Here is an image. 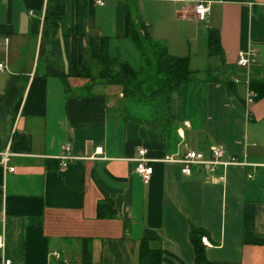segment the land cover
Wrapping results in <instances>:
<instances>
[{"label":"crops","instance_id":"crops-1","mask_svg":"<svg viewBox=\"0 0 264 264\" xmlns=\"http://www.w3.org/2000/svg\"><path fill=\"white\" fill-rule=\"evenodd\" d=\"M47 1L0 0V89L11 75L27 79L0 142V149L9 142L15 166L5 172L0 165L5 254L15 264H81L87 243L90 264H139L146 238L161 247L162 264H195L194 224L207 230L214 264H264V96L251 89L264 83V0H204L205 20L195 14L199 0H85L87 32L108 36L109 54L135 69L141 56L124 36L126 4L170 54L188 57L191 78L173 92L170 108L124 96L119 84L62 77L67 58L42 38ZM210 29L219 53L209 52ZM249 48L256 60L240 66L238 53ZM56 61L60 74L47 69ZM249 91L255 96L246 105ZM65 144L77 158L61 168ZM98 145L103 152L93 158ZM212 145L257 166L214 174L194 167L186 175L178 163L157 160L147 182L136 170L141 148L161 159L187 149L208 153Z\"/></svg>","mask_w":264,"mask_h":264},{"label":"trees","instance_id":"trees-1","mask_svg":"<svg viewBox=\"0 0 264 264\" xmlns=\"http://www.w3.org/2000/svg\"><path fill=\"white\" fill-rule=\"evenodd\" d=\"M87 12L85 0L47 1L42 38L51 45L57 57L61 56V53L64 54L69 65L68 70L62 73L57 61L48 63V71L62 73V77L85 76L91 77L95 82L119 84L123 87L124 96L136 97L140 100H156L170 108L173 92L181 82L191 78L193 71L189 66L188 57L170 54L166 43L153 39L146 25L135 23L131 9L126 4L124 36L134 41L141 56V65L135 69L119 54L114 56L109 54L108 36L87 32ZM33 32H39L38 20L34 23ZM84 40L87 42L86 47L83 45ZM220 51L218 32L210 29L209 52L215 54ZM94 62L98 66L96 72ZM26 80L25 77L11 75L4 91L0 93V142L6 135L7 126L14 122L15 105L23 95ZM251 89L258 95L264 96V83H255L251 85ZM102 206L100 202L99 214L105 215L107 212L101 210ZM109 214L113 215L114 210ZM189 237L195 251V264H214L207 259L206 244L203 242V237H209L207 230L191 224ZM162 258L161 247L153 248L149 239L141 240L139 264H162ZM80 261L81 264H90L87 243L83 246Z\"/></svg>","mask_w":264,"mask_h":264},{"label":"built area","instance_id":"built-area-1","mask_svg":"<svg viewBox=\"0 0 264 264\" xmlns=\"http://www.w3.org/2000/svg\"><path fill=\"white\" fill-rule=\"evenodd\" d=\"M97 3L102 4L103 0H96ZM210 10V3L204 0H199L195 4V14L198 19L205 20ZM256 60V50L254 48H249L245 51H240L238 53L237 63L240 66H247L248 64ZM5 68L4 63H0V70ZM239 81V79H235ZM255 93L249 91L245 104L249 105L253 101ZM64 154L60 156V167L65 168L69 161L77 158L71 153L69 145H63ZM103 152V146L98 145L95 147L94 155L91 157L96 158V154ZM146 149L141 148L138 151L137 161V172L142 176L145 182L149 181L153 173V161H163V162H175L181 166V170L184 174L190 175L193 168L204 169L207 173H217L221 170H225L231 165H242V166H257V164L250 163L246 159V155H237L226 151L220 145H212L209 148V152L206 153L203 150L187 149L182 155H165L161 159H152L147 157ZM12 152L9 148V142L6 147L0 149V165L3 167L5 172L15 171V166L10 163ZM247 176L252 177L253 173L248 172ZM55 259H61L62 255L59 251H53L49 254ZM77 264H80L79 260H76ZM0 264H15L14 261L5 254V239L3 234H0ZM64 264H72L71 261L64 260Z\"/></svg>","mask_w":264,"mask_h":264},{"label":"rangeland","instance_id":"rangeland-1","mask_svg":"<svg viewBox=\"0 0 264 264\" xmlns=\"http://www.w3.org/2000/svg\"><path fill=\"white\" fill-rule=\"evenodd\" d=\"M43 24H44V22H43ZM43 26V25H42ZM42 28V27H41ZM40 64H41V62H40ZM94 66H96L95 67V72L98 70V66H97V64H96V62H94V64H93ZM4 75L6 76V77H8V73H4ZM85 77V76H84ZM87 78H89V79H91L92 81H93V79L91 78V77H87ZM97 81V80H96ZM93 82H95V81H93ZM4 89L2 88V89H0V92L1 91H3Z\"/></svg>","mask_w":264,"mask_h":264}]
</instances>
